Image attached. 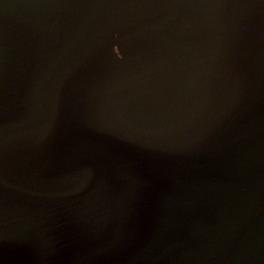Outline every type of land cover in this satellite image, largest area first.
<instances>
[{"label":"water","instance_id":"water-1","mask_svg":"<svg viewBox=\"0 0 264 264\" xmlns=\"http://www.w3.org/2000/svg\"><path fill=\"white\" fill-rule=\"evenodd\" d=\"M0 264H264V0H0Z\"/></svg>","mask_w":264,"mask_h":264}]
</instances>
